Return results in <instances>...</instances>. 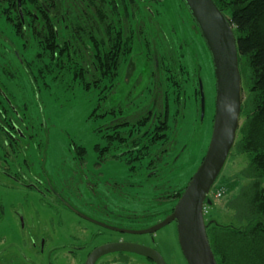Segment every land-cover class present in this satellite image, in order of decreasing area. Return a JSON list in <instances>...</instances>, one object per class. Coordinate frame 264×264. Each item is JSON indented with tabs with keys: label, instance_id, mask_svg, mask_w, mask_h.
<instances>
[{
	"label": "rangeland",
	"instance_id": "1",
	"mask_svg": "<svg viewBox=\"0 0 264 264\" xmlns=\"http://www.w3.org/2000/svg\"><path fill=\"white\" fill-rule=\"evenodd\" d=\"M72 1L74 10L81 16L80 13L84 10L87 0ZM70 2L71 0H65L62 5H68ZM162 2L163 4L158 6L137 2V6L142 9L147 6L149 13V15L147 12L145 14L144 10L137 12L139 18L137 26L149 34L156 35L157 40L165 42L164 46L152 54L148 49L147 39L144 35L141 36L140 42L136 41L133 44L134 49L129 60L126 58L121 65L119 64L118 86L110 90L107 97L96 94L97 91L94 89L91 91L83 88L90 81L89 71L96 68V64L92 65L94 60L90 59L94 53L90 44L89 47L82 45L78 47L76 54L78 57L74 55L78 58L79 67L86 71L85 75L76 74L80 68L73 67L69 63L65 68L57 67L58 73L53 74L54 80L56 79L52 85L55 86L54 88L44 89V83L43 86H39L23 64V60L31 58L33 50L26 49V51L23 39L19 40L7 32L11 25L7 23V27L0 14V40H3L0 41V65L5 62L10 64L6 67L8 71L0 72V85L9 95L14 107L13 111L17 113V110L21 117L22 112L27 113L21 121H16L23 140L12 145L5 142L6 146L0 149V212L6 224L2 222L3 227H0V233L6 235L0 240V248L8 241L19 248L16 250L12 247L6 250L3 254L5 258H0V264H32V262L47 264L46 252L52 247L56 248L57 253L51 255L50 263L66 264V249L75 243L91 240L88 234L84 235L86 229L83 227H89V232L100 229L108 234L113 233L84 220L83 218L86 217L74 211L76 208L84 214L86 211L100 216L103 220L108 219L114 226L141 229L153 225L157 218L159 219L172 208L173 204L175 205V199L161 198V196H164L166 191L168 195L174 189L187 184L205 154L213 125L215 75L206 43L182 0ZM93 3L94 5L90 7L92 13L83 21L87 28L102 26L96 12L98 5H95L96 1L91 0V4ZM116 6L123 13L121 8L124 5ZM128 7L136 8V5H128ZM150 9L158 14L159 19L152 17ZM102 12H106L107 17L111 16L109 6L104 7ZM165 18L171 19L172 23L167 22ZM157 20L161 22L165 31H160L156 25ZM167 23L170 26L173 24L172 29L175 32L166 29ZM58 29L60 38L57 43L61 45L64 40L61 36L62 26L59 25ZM89 33L92 32L86 31L83 37ZM94 34L98 35L95 32ZM100 40L108 44L105 36H100ZM5 43L11 44L14 52L3 50ZM130 60L132 63L129 62ZM129 63L132 66L131 71L128 68ZM181 66L188 69V73L183 75L186 80L181 83V91H172L167 80L170 74L165 68L170 67L171 72L175 73ZM10 70L14 72L13 77L10 78L11 80L14 78L13 82L6 79ZM156 70L162 83L159 91L157 81L154 85ZM163 79L167 82H162ZM104 82L106 81L102 80L101 85ZM199 84L202 86L205 98L203 119L200 116V95L199 99L197 98ZM163 88L169 92V97L168 93H165L168 101L173 97L171 92L174 96L179 93L182 106H178V115L176 114L173 120L167 119L169 125L166 132L167 140L162 136L155 139L156 142L152 144L147 138H139L138 135L141 132H148L147 130L151 129L149 127H152L156 121L165 118L167 100L162 96ZM242 91L243 95L245 92V98L247 89L243 80ZM98 102L100 103L97 104ZM103 110L109 111V114L101 116ZM113 111H117L116 114ZM135 121L140 126L138 135L131 127V123ZM241 121L242 119H239V123ZM114 124L120 126L118 130L122 140L116 141V138H113ZM131 132L133 137L130 135ZM106 134L110 139L105 138ZM44 137H46L45 142ZM95 144H98L97 150L101 152L100 155L95 152ZM141 144L148 147L145 150L152 156L161 154L163 157L154 165L146 163L148 160H142L144 167L134 174V170L129 169V165L125 164V159L117 157L126 151L133 154L134 151L140 150ZM78 145L86 149L83 159L77 158ZM104 146L108 149L106 148L107 150L102 153L101 147ZM247 160L244 154L234 155L229 152L208 194L212 204L206 205L204 209L205 224L211 219L217 225L221 234L218 237L219 242L224 252L225 249L231 248L235 253L243 246L242 238L235 234L234 230L246 226V216L249 215L248 210H250L253 188L246 187L250 179L246 173ZM21 161L32 163L33 174L28 171V174L22 177L25 180H17L22 183L36 181L43 192L40 195L34 189H26L25 186L16 183L12 168ZM169 168L173 170L169 171ZM148 171L152 173L150 176L146 175ZM84 176L88 178L87 187L79 183L81 178H85ZM164 183L165 185L161 186ZM217 184H221L225 191L220 198L216 197L220 189ZM262 184L264 185V181ZM47 185L51 186V191H48ZM241 191H243L241 196L232 200ZM64 197L73 200L70 204L76 208L67 206ZM18 210L23 213L27 223L24 231L17 218ZM237 217L238 219L246 217V219L243 222V219L239 221ZM108 234L98 235L93 242L101 241ZM31 236H36L39 240H42V236L47 238L43 252L34 250ZM113 236H125L131 239L148 238L147 234L120 235L116 232ZM176 237L175 222L155 232L157 243L163 250L173 249L177 242ZM262 239L261 248L264 252V237ZM10 257H15V260H11ZM235 259L232 262L229 259L228 261L231 264H247L248 261L257 264V260L253 257L247 258L243 253L239 256L237 254ZM68 264H71L70 260Z\"/></svg>",
	"mask_w": 264,
	"mask_h": 264
},
{
	"label": "trees",
	"instance_id": "2",
	"mask_svg": "<svg viewBox=\"0 0 264 264\" xmlns=\"http://www.w3.org/2000/svg\"><path fill=\"white\" fill-rule=\"evenodd\" d=\"M64 1L65 0H21V5L18 6L17 0H1L0 14L4 18L2 20L5 22L7 27V23L11 25V28L8 27L7 32L15 38H19V40L23 39L25 50H33L31 58L23 60V64L33 80L37 82L39 86H43L44 83V89H52L55 87H52L56 80H54L53 74L54 72H57V67L65 68L66 64L69 63L73 67H79V61L78 58H76L78 56H76V54L78 47L81 45L89 47L88 44H90L94 52L90 59L94 60L92 61V65L96 64V68L89 71V73L91 72L88 77L90 81H88L83 88L91 91L94 89L97 91L96 94H100L102 97H105L110 90L115 89L118 86V66H120L126 58L129 60L131 52L134 49L133 44H135L136 41L140 42L141 36L144 35V38L147 39L146 43L152 54L153 52L155 53V50H159L158 48L164 46L165 42L157 40L156 35L149 34L145 30H142L141 27L137 26L139 11L144 10L146 14L148 9L147 6H145L144 9L138 7L137 2H141L143 4L149 3L158 6L163 4V0H94L96 1L95 5H98L96 12L99 16L98 20L102 25L99 28H94L92 26H88L87 28L83 23L86 18H89V14L92 13L90 7L91 5H94V3L91 4V0H87V4H84L85 8L80 13L82 14L81 16H79L74 10L72 0L70 4L68 3V5H62V3L64 4ZM213 1L229 20L236 38L238 68L241 75L242 92L239 119H242V121L239 123L234 145L231 148V153L234 155H246L248 159L246 173L250 178L246 187L249 188L252 186L253 191L250 196V210H248L249 215L246 216L247 219L246 217H241L239 219L237 217L239 221L243 219V222L246 219V226L243 229L234 230V233L240 235L243 241V246H241L240 249H238L235 253H233V249L231 248H229L231 252L226 249L224 252V248L218 238L221 235L220 231L211 219L208 223H206V229L208 231L212 252L218 264H231L229 261L231 260L232 262L236 260L235 257L237 254L239 256L242 253L245 254V257L247 258L253 257L254 260H257V264H264V252H262L261 248L263 242L262 237H264V185L262 184L264 181V0ZM182 2L185 5L183 0ZM116 5H124V7L121 8L123 13L120 12V8ZM128 5H136V8H130ZM107 6H109L111 12V16L108 17L106 12H102V9ZM149 11L152 17H157V19H159L157 13H155L152 9ZM188 13L195 24V27L199 31L189 10ZM139 16L141 15L139 14ZM165 20L172 23L169 18H165ZM59 25L62 26L61 36L64 37L61 45L57 43L60 38L58 29ZM156 25L160 28V31H165L161 22H156ZM172 26L167 23L166 29L171 32L173 31ZM86 31H90L92 33L83 37V34H86ZM94 32L98 33V35L94 34ZM146 35H148V37H146ZM97 36L99 37L97 38ZM100 36H105L108 44L101 42ZM0 41L3 40L1 39ZM6 44L7 43H5L3 50L14 52L13 48H11L12 45ZM154 59L156 64L157 61L155 54ZM129 62L132 63L131 60ZM131 63L128 65L129 71L132 69V66L130 65ZM1 64L0 72H4V70L8 71L6 70V67L10 66V64L8 62ZM79 68L80 69H78L79 71L76 74L79 76H82V74L85 75L86 71H84L81 67ZM165 69L167 73L169 72L170 74L167 80L171 85L172 91H181V83L183 80H186L184 76L188 73V69H184V67L181 66L179 67V71L175 73L171 72L170 67L169 69ZM13 74L14 72L10 70V73L6 78L7 81L13 82L14 78L12 80L10 79L13 77ZM181 76L183 77L182 80ZM159 78L161 77L158 76V72L156 70L154 85L157 81L158 83L156 85L158 86V91L161 89L162 85ZM102 80L106 82L101 85ZM242 80L245 82L247 89V95L245 98V92L243 95L242 91ZM162 82L167 81L163 79ZM4 84H6V82H4ZM165 93H168V97L170 96L168 90L163 88L162 96H164L167 100ZM170 94L173 95V97L171 99L169 98L170 101H165L167 106L165 108V118L162 119V121H156L152 127H149L151 129H148V132H141L140 135H138V129H140L138 122L135 121L131 123V127L134 129V132L137 131L135 134L138 135L139 138H147L152 144L156 142L155 139L162 136H164V138H166L165 140H167L166 132L169 127L167 119L169 118L170 121L171 119L173 120L177 111L179 112L178 106H182L180 103L181 99L179 93L176 94L177 96H174L173 92ZM199 95L200 91L197 90L198 99ZM99 103L100 102L97 104ZM127 106H129V104H127ZM172 109L173 112H171ZM13 110L14 107L11 104L9 95L3 91L2 86L0 85V149L6 146L5 142L12 145L14 142L19 143L23 140V137L18 130L19 128L16 121H21L22 117L25 118L27 113L22 112L21 117L18 115V111L16 109L17 113ZM116 112L117 111H113L114 114H116ZM105 114H109V111L103 110L100 115L104 116ZM112 126V131L115 132L113 138H116V141L122 140L123 138L118 130L120 126L117 124ZM171 127L172 126H170V132L172 133ZM130 135L133 137L132 132ZM104 136L106 139H110L109 135L106 134ZM137 140L139 139L137 138ZM45 141L46 137H44V142ZM142 144L139 147V152L134 151L132 154L126 151L120 153L117 157L124 158L125 164L129 165V169L134 170V174H137V171L144 167L142 165V160H148L146 163H152L154 165L155 163L160 162L163 157L161 154L152 156L145 150L148 147H144ZM42 146L44 147L45 145ZM94 146L95 152L100 155L101 152L97 150L98 144H95ZM76 148V153L78 154L77 158L83 159L86 149L80 145ZM101 148L102 153L108 149L107 146ZM165 164L167 165V163ZM32 168V163L21 161L13 166L12 174L16 180L18 179L19 181H23L25 179L22 177L23 175L25 176V174H28V171L30 174H33ZM168 170L171 171L173 169L169 168ZM150 172L151 171H148L146 175L149 174L147 176H150L152 174ZM84 177L85 178L80 179L81 181L79 183L86 186L88 178H86V176ZM18 180L16 181L18 185L25 186L26 189H34L39 195L40 193H43L37 186L36 181L22 183ZM164 185L165 183L161 184V186ZM186 185L187 184L174 189L168 195L166 191L165 195L161 196V198L171 200L175 199L174 203H176ZM217 185L220 188L218 189L220 195L223 196L225 193L224 188L221 184ZM47 189L48 191H51V186L47 185ZM242 192L243 191L238 193L232 198V200L241 196ZM41 199L44 200V198ZM72 201L64 197V202L70 204ZM71 206L76 208L73 205ZM172 208L169 209L168 212H170ZM247 264L253 263L248 261Z\"/></svg>",
	"mask_w": 264,
	"mask_h": 264
},
{
	"label": "water",
	"instance_id": "3",
	"mask_svg": "<svg viewBox=\"0 0 264 264\" xmlns=\"http://www.w3.org/2000/svg\"><path fill=\"white\" fill-rule=\"evenodd\" d=\"M194 19L209 50L215 75V103L213 125L205 154L191 176L172 211L161 221L137 232H154L175 222L180 247L189 264H216L211 250L204 205L211 204L207 197L234 145L241 112V75L238 68L236 38L227 17L213 0H183ZM20 6L21 0H17ZM200 116L205 112V98L201 84ZM122 230V229H121ZM108 250H131L154 258L136 243L119 242L99 247L88 262Z\"/></svg>",
	"mask_w": 264,
	"mask_h": 264
},
{
	"label": "flooded vegetation",
	"instance_id": "4",
	"mask_svg": "<svg viewBox=\"0 0 264 264\" xmlns=\"http://www.w3.org/2000/svg\"><path fill=\"white\" fill-rule=\"evenodd\" d=\"M67 206L73 208L70 204H68ZM74 211H77L82 217L85 216L86 219L83 218L84 220L91 222V223L101 227L102 229H105L108 231L110 230L113 233L109 232V234H108L105 231H101L100 229H98L95 232L94 231L89 232L88 231L89 227H83V229H86V231L84 232L85 233L84 235L88 234L89 238H91V240L87 241V242L83 241L80 243H75L74 245H72L71 247L66 249L65 250L66 255H67L66 264H68L69 260L71 261V264H189L188 260L185 258L183 251L180 247V244L178 241V235L176 237L177 242H175L174 248L173 249L168 248L167 250H163L159 246V244L157 243V240L155 238V232L158 229L152 233L151 232H143V233L137 232L139 230L147 229L152 225L147 226L145 228H141V229H132L128 226H116V225L114 226L112 224V222H110V220H108L107 218H105V219H107V221H106V220H103L100 216H95V215H93L89 212H86V211H85L86 214H84L83 211L80 212L78 209H75ZM170 212H166L165 214L161 215L159 219L157 218L155 220L154 224L161 221ZM16 214H17V218L19 219V223L21 225V228L24 231L25 227L27 226V223H26V220L23 216V213L18 210V211H16ZM2 222H3V217H2V214L0 212V227H3ZM3 224H5V223L3 222ZM176 229H177V227H176ZM114 232L120 233V235L121 234H123V235L147 234L148 238L147 239H131L129 237L126 238L125 236L124 237H116V236H113ZM206 232H207V236H208V240H209V235H208L207 229H206ZM0 234H1L0 240L2 239L3 235L6 236L3 233H0ZM103 234H108V235L105 238L101 239V241H99V242H93V240L96 239L98 235H103ZM31 238L33 239V241L31 243L35 246L34 250H38L40 253L43 252L47 238L45 236L41 237L42 240H39V238H37L36 236H31ZM119 242L136 243V244L142 246L143 248H145L147 251H149L154 256V258H150L149 256H146L143 253L135 252V251H131V250H114V251L108 250V251H105L104 253L100 254L98 257L94 258L92 260V262H88L90 255L97 248L103 247V246L109 247L110 245H112L114 243H119ZM209 244H210V242H209ZM12 247H13V249H16V250L19 249L9 241L5 245H3V247L0 248V258H5L3 256V254L5 253L6 250H8ZM210 247H211V244H210ZM55 249H56L55 247H52V248L47 250V252H46V253H48V256H47L48 263L47 264H51L50 263L51 255L57 253V252H55ZM211 250H212V248H211ZM10 258H11V260L12 259L15 260V257H10ZM32 264H37V263L32 262ZM216 264H218L217 261H216Z\"/></svg>",
	"mask_w": 264,
	"mask_h": 264
},
{
	"label": "built area",
	"instance_id": "5",
	"mask_svg": "<svg viewBox=\"0 0 264 264\" xmlns=\"http://www.w3.org/2000/svg\"><path fill=\"white\" fill-rule=\"evenodd\" d=\"M221 195H220V192H217L216 193V197H220Z\"/></svg>",
	"mask_w": 264,
	"mask_h": 264
}]
</instances>
